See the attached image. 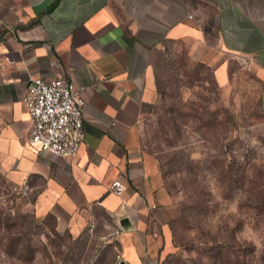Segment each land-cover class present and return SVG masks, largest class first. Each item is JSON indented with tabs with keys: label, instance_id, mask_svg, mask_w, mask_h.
Returning a JSON list of instances; mask_svg holds the SVG:
<instances>
[{
	"label": "crops",
	"instance_id": "0c3cea01",
	"mask_svg": "<svg viewBox=\"0 0 264 264\" xmlns=\"http://www.w3.org/2000/svg\"><path fill=\"white\" fill-rule=\"evenodd\" d=\"M166 42L213 68L219 84L231 56L264 70V0H0V167L59 233L107 218L124 264H151L171 242L162 177L141 142L159 99L151 59ZM56 77L87 87L73 161L26 143L28 81ZM117 179L121 198L109 191Z\"/></svg>",
	"mask_w": 264,
	"mask_h": 264
},
{
	"label": "rangeland",
	"instance_id": "374dc122",
	"mask_svg": "<svg viewBox=\"0 0 264 264\" xmlns=\"http://www.w3.org/2000/svg\"><path fill=\"white\" fill-rule=\"evenodd\" d=\"M213 68L180 42L152 55L159 99L142 149L162 177L171 242L151 264H264V70L248 58ZM33 195L0 167V264H118L107 218L59 233L32 209Z\"/></svg>",
	"mask_w": 264,
	"mask_h": 264
},
{
	"label": "built area",
	"instance_id": "2783aa9c",
	"mask_svg": "<svg viewBox=\"0 0 264 264\" xmlns=\"http://www.w3.org/2000/svg\"><path fill=\"white\" fill-rule=\"evenodd\" d=\"M3 61L12 64L8 57ZM86 90L87 87H77L63 77L30 78L23 97L31 121L26 143L39 152L75 160L85 137L82 110ZM125 190V184L118 179L109 187L110 193L119 198Z\"/></svg>",
	"mask_w": 264,
	"mask_h": 264
},
{
	"label": "water",
	"instance_id": "95a60500",
	"mask_svg": "<svg viewBox=\"0 0 264 264\" xmlns=\"http://www.w3.org/2000/svg\"><path fill=\"white\" fill-rule=\"evenodd\" d=\"M119 227L123 232H128L131 230V225L129 224L128 218H122L119 221ZM119 264H124L123 261H120Z\"/></svg>",
	"mask_w": 264,
	"mask_h": 264
},
{
	"label": "trees",
	"instance_id": "16d2710c",
	"mask_svg": "<svg viewBox=\"0 0 264 264\" xmlns=\"http://www.w3.org/2000/svg\"><path fill=\"white\" fill-rule=\"evenodd\" d=\"M155 83H156V88H157V91H158V81H157V78H155ZM49 218H51V217H49Z\"/></svg>",
	"mask_w": 264,
	"mask_h": 264
}]
</instances>
